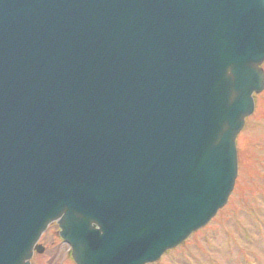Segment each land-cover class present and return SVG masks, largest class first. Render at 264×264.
I'll return each instance as SVG.
<instances>
[{
    "label": "water",
    "instance_id": "95a60500",
    "mask_svg": "<svg viewBox=\"0 0 264 264\" xmlns=\"http://www.w3.org/2000/svg\"><path fill=\"white\" fill-rule=\"evenodd\" d=\"M263 62L264 0H0V264L53 221L76 264L154 262L205 226Z\"/></svg>",
    "mask_w": 264,
    "mask_h": 264
},
{
    "label": "rangeland",
    "instance_id": "374dc122",
    "mask_svg": "<svg viewBox=\"0 0 264 264\" xmlns=\"http://www.w3.org/2000/svg\"><path fill=\"white\" fill-rule=\"evenodd\" d=\"M254 101L237 139L238 176L227 205L154 264H264V91ZM57 232L55 224L47 228L39 241L44 251L31 264H73Z\"/></svg>",
    "mask_w": 264,
    "mask_h": 264
}]
</instances>
